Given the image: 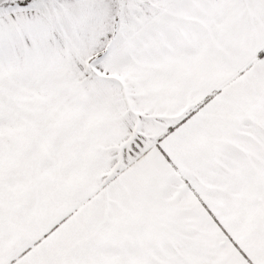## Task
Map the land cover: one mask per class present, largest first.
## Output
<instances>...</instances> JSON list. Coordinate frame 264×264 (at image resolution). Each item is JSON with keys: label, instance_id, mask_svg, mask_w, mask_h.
<instances>
[{"label": "crops", "instance_id": "1", "mask_svg": "<svg viewBox=\"0 0 264 264\" xmlns=\"http://www.w3.org/2000/svg\"><path fill=\"white\" fill-rule=\"evenodd\" d=\"M263 52L264 0L0 12V209L10 194L27 204L0 212V263L67 264L208 215L198 196L209 203L215 165L256 166L249 181L264 182Z\"/></svg>", "mask_w": 264, "mask_h": 264}, {"label": "rangeland", "instance_id": "2", "mask_svg": "<svg viewBox=\"0 0 264 264\" xmlns=\"http://www.w3.org/2000/svg\"><path fill=\"white\" fill-rule=\"evenodd\" d=\"M16 6L21 5L15 0H0V12ZM259 121L264 126V120ZM249 153L254 157L252 150L242 151L239 160L248 162L245 157ZM261 153L264 156V150ZM212 167L210 175L218 181L210 182L209 203L198 196L208 215L193 214V220L187 222L172 219L164 224L168 228L162 225L158 230H146L145 237L135 236L129 245L88 246V253L70 255L67 264H264V182L253 185L249 181V174L257 167ZM16 195L3 196V217L20 216L18 213L27 205ZM230 201L234 202L232 206ZM2 220L0 250L4 254L10 249V237L5 233L8 222ZM69 248H73L71 243Z\"/></svg>", "mask_w": 264, "mask_h": 264}, {"label": "trees", "instance_id": "3", "mask_svg": "<svg viewBox=\"0 0 264 264\" xmlns=\"http://www.w3.org/2000/svg\"><path fill=\"white\" fill-rule=\"evenodd\" d=\"M32 0H21L19 1V4L21 6H27ZM264 55V52L260 54V56H263Z\"/></svg>", "mask_w": 264, "mask_h": 264}]
</instances>
